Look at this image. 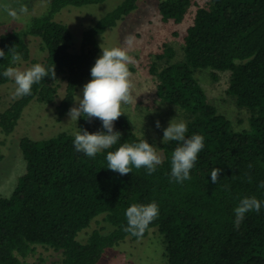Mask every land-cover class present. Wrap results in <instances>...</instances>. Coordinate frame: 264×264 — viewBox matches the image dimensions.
Wrapping results in <instances>:
<instances>
[{"label": "trees", "instance_id": "trees-1", "mask_svg": "<svg viewBox=\"0 0 264 264\" xmlns=\"http://www.w3.org/2000/svg\"><path fill=\"white\" fill-rule=\"evenodd\" d=\"M102 1L50 0L44 12L32 16L24 32L41 38L46 51L42 65L54 67L55 77H44L30 95L10 101L0 113L2 133L13 132L31 100H55L58 76L65 80V89L56 113L60 118L69 112L78 88L91 78L101 49L98 36L134 10L137 0H122L83 30L79 51L70 49L71 32L54 15L67 5ZM190 4L191 0H159L158 10L163 21L179 23ZM12 46L21 54L18 64L31 58L22 32L0 33V50L5 52L0 57V84L10 80L4 70L18 65L11 64ZM183 54L182 60L158 69V60L174 56L173 48L164 43L149 71L157 77V95L189 113L186 137H204L191 178L176 182L171 177L176 141L162 142L165 159L151 175L145 168L133 167L127 175L107 169V152L120 143L144 138L152 145L135 133L125 114L114 122L120 141L95 157L76 151L74 137L67 132L39 140L22 136L19 145L26 171L9 196H0V264H26L38 245L60 252L61 264H96L107 247L127 237H146L153 226L163 235L167 264H264V188L259 187L264 181V0H211L199 6L186 29ZM201 68L230 71L227 92L237 106L249 111V128L233 129L209 102L195 76ZM212 77L217 78L215 72ZM78 128L104 131L99 119L83 116ZM214 168L222 170L216 183L210 176ZM253 195L261 201L260 211L246 213L239 228L234 227V208L242 197ZM150 202L158 205V216L143 235L123 231L126 209ZM99 216L105 224L90 230L86 241H78V232Z\"/></svg>", "mask_w": 264, "mask_h": 264}, {"label": "rangeland", "instance_id": "rangeland-1", "mask_svg": "<svg viewBox=\"0 0 264 264\" xmlns=\"http://www.w3.org/2000/svg\"><path fill=\"white\" fill-rule=\"evenodd\" d=\"M121 1L103 0L99 3L79 6L67 5L61 8L54 15V19L68 26L71 32L70 49L79 51L83 30L115 8ZM210 1L191 0L183 20L175 23L173 20H162L158 10L159 0H137V7L134 10L130 11L123 19L118 20L115 26L98 36L100 48L124 47L133 58L132 63L129 64L133 100L131 103L122 105V111L129 118L135 133L151 140L162 160L165 159L161 147L163 130L172 119L186 123L190 115L186 110L163 101L157 95V77L150 73L149 66L156 59V54L162 52L164 43L173 48L174 56L158 60V69L168 62L183 59L186 29L192 23L196 9L199 6H206ZM0 2H4V0H0ZM8 2L16 7L15 0H8ZM23 2L27 4L28 12L18 18L14 19L0 11V33L12 29L18 30L22 32L30 48L31 58L16 66L20 68L43 62L46 51L42 47L41 38L25 33L24 30L32 16L41 14L49 7L50 0H23ZM129 35L134 37L130 48L125 42ZM100 55H102L101 49L95 60ZM212 72L216 73V79L212 77ZM195 76L205 90L209 102L230 120L233 129L249 128V111L237 106L234 98L227 92L230 81L229 70L217 71L201 68L195 72ZM90 79H86L78 88L71 108L78 106L75 103L77 97L82 98V87ZM56 82L59 83V88L53 102L44 103L36 99L31 100L24 108L13 132L5 135L0 131V150L3 154V158L0 160V196H9L17 185L19 177L26 171V161L19 145L22 136L39 140L50 138L59 132L72 134L77 131L78 120H71L68 112L60 118L57 116L55 107L64 94L65 80L58 76ZM14 88V81L11 79L0 84V113L15 98ZM157 121L160 124L159 128L156 127ZM97 220H93L88 228L79 231L76 239L80 242L86 241L90 230L105 224L102 216L97 217ZM25 263L61 264L60 252L51 247L38 245L35 252L26 257ZM96 264H167L163 235L157 227L153 226L149 229L146 237L138 239L127 237L118 245L107 247Z\"/></svg>", "mask_w": 264, "mask_h": 264}, {"label": "clouds", "instance_id": "clouds-1", "mask_svg": "<svg viewBox=\"0 0 264 264\" xmlns=\"http://www.w3.org/2000/svg\"><path fill=\"white\" fill-rule=\"evenodd\" d=\"M16 7L8 0L0 2V11L7 13L12 18H18L28 12L27 4L23 0H15ZM134 37L129 35L126 44L130 48ZM12 46L8 52L11 53V64L15 65L21 61V54ZM102 55L96 60L90 69L91 79L82 87V98L77 97L75 102L78 106L69 109L68 115L71 120L77 121L82 116L86 119L96 118L102 122L104 131L89 133L87 130L78 128L72 133L75 150L83 152L88 157H95L102 150L110 149L120 141L121 133L114 131V122L124 115L122 105L131 103L133 97L131 89V73L129 64L133 58L124 47L101 48ZM5 52L0 50V57ZM3 75L14 81V97L22 98L30 95L32 86L39 84L44 77H55L54 67L46 69L42 64L35 63L30 67H7ZM159 128V121L156 122ZM188 131L184 121L171 120L163 130V141H176L177 146L171 153V177L176 182L190 179V170L194 167L197 156L204 148V137L192 134L186 137ZM107 169L120 175H127L132 168L147 169L151 175L156 166L162 163L161 155L156 147L150 145L144 138L139 142L120 143L114 151H108L106 155ZM251 165H249V168ZM222 170L214 168L211 171V180L216 183L218 175ZM251 182V177H249ZM264 188V181L259 184ZM261 201L256 196H245L239 200L234 208V227L239 228L246 213L250 211L259 212ZM127 226L123 231L132 236L141 237L149 224L158 216V205L155 202L147 204H131L125 212Z\"/></svg>", "mask_w": 264, "mask_h": 264}]
</instances>
